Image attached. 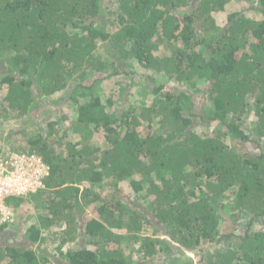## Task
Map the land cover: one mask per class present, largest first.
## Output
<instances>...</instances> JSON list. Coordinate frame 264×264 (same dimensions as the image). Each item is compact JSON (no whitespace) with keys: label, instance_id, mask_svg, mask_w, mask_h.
Masks as SVG:
<instances>
[{"label":"trees","instance_id":"16d2710c","mask_svg":"<svg viewBox=\"0 0 264 264\" xmlns=\"http://www.w3.org/2000/svg\"><path fill=\"white\" fill-rule=\"evenodd\" d=\"M57 94L64 115L0 127L2 154L48 168L42 188L3 199L19 224L9 237L0 221V264H264V0H0V125ZM125 181L126 199L89 195ZM78 230L90 249L40 251L41 233L64 244Z\"/></svg>","mask_w":264,"mask_h":264},{"label":"rangeland","instance_id":"374dc122","mask_svg":"<svg viewBox=\"0 0 264 264\" xmlns=\"http://www.w3.org/2000/svg\"><path fill=\"white\" fill-rule=\"evenodd\" d=\"M104 45L101 43H98L94 54L98 55L100 57L104 56ZM168 50V48L166 50H164L165 52ZM161 52L158 50V54H160ZM106 56V55H105ZM124 68H119L120 71H122ZM107 73L111 72V69L109 71H106ZM106 75V74H104ZM157 76V75H156ZM153 74H149V76L147 77L148 82H153L156 83L155 80L158 83H166V78L163 76H157L156 77ZM115 80H117V82H119V79L116 78ZM124 81V78H123ZM140 83V82H139ZM141 86L142 84L139 85V88L141 90ZM173 86V84H169L166 87L171 89ZM144 87V86H143ZM144 88H148V87H144ZM182 91L186 92L188 95H190L192 97V104L195 107V109H198L205 101V97H202L200 95V93H189L187 90H183ZM150 91V90H149ZM148 91V92H149ZM175 92V91H174ZM137 96V95H136ZM64 99V95H56L54 97V99H51L54 103L53 106H51V108L49 110H46V107L50 106L48 104L47 101H43L41 103V106L36 109L35 111H33L32 113H30L29 115L25 116L22 121H12L9 120L8 122H6L4 125L1 124L0 127L2 129H6L5 133L8 134L11 130H24L22 128V126L25 125H32L33 121H38L39 123H43L46 122L48 119H54L57 117H59L60 115H64L65 111H60L62 109L58 108L59 106H61V101ZM66 98V96H65ZM139 100H142L147 106L150 105V101H151V96L147 95V96H138ZM49 101V100H48ZM45 109V110H44ZM56 116V117H55ZM4 121V120H3ZM59 126H63L64 122L63 121H59ZM195 125L197 126V133L198 134H204V131L208 132V135H210L213 130H214V126L213 125H207V124H200L198 119H195ZM25 124V125H24ZM201 125V126H200ZM45 130V129H44ZM43 130V131H44ZM25 131V130H24ZM28 132H32V128H28V130H26ZM33 133V132H32ZM49 133V131H48ZM11 139H9L10 141ZM9 145L7 146L6 143L4 145H2L0 147V149L4 152H7L9 150ZM17 147V146H14ZM1 151V153H2ZM3 157H7L5 154H2L1 158L3 159ZM133 179L136 181L138 180L136 177L133 176ZM98 186L96 185L95 189H92V192L90 191L89 195H94V196H98L99 198H103L106 199V201L110 202H116L118 201V198H121V196L123 195L124 198L126 199L127 197H129V195H133V189L131 187V184L129 181H125V182H120L119 183V187L114 190L113 188L111 189H107L106 187L102 186L101 188H97ZM133 197V196H130ZM126 201V200H124ZM134 202V201H133ZM96 205H99V203H96ZM87 216H92L94 217L93 213H90L89 209H85ZM22 213L26 214V211H22ZM1 215L2 218H0V221L4 222L5 224H9L10 226V236L9 237H14L13 235H16L15 233H17L18 231V227L16 224H19V220L17 222L16 220V214L13 210L8 209V208H1ZM38 214L35 212H31L28 214V216H26L25 218H22V225H20V228L22 229V231H24L25 229L27 230L28 228H32L33 226H35L39 221L37 219ZM17 227V229H16ZM12 228V229H11ZM63 228H61L62 230ZM115 233H117L118 235L121 236H129V234H127L125 232V230H114ZM46 235V238H45ZM148 235H151V233H148ZM72 236H67L65 237V240L68 239L66 242H64V244L61 243L60 241V237L56 236L51 237L49 239L48 237V233L47 234H43L41 233V239L44 238V243L40 246V251L42 252H46L47 257L54 259V257L60 258L62 260L63 256H65L68 252L73 251L75 249V247H78L79 249H86L89 248L90 249V245L89 244V239L87 237L84 236V233L81 230H78L77 235L75 240H71ZM40 239V240H41ZM49 241H47V240ZM56 240V241H55ZM1 243H3L2 241H0ZM127 242L128 239L124 238L123 239V250L125 252V254H129L131 252L136 253V244L135 243H131L128 244ZM39 243V242H38ZM59 248V249H58ZM216 250V249H215ZM218 250V249H217ZM62 254V255H61ZM135 260L137 259V257H134ZM173 257H169V256H164L162 254L154 256L150 259H147L145 264H195V259L193 260V258L191 257V255L189 253H184L182 252L179 256L178 259L174 260ZM142 264V263H141Z\"/></svg>","mask_w":264,"mask_h":264},{"label":"built area","instance_id":"2783aa9c","mask_svg":"<svg viewBox=\"0 0 264 264\" xmlns=\"http://www.w3.org/2000/svg\"><path fill=\"white\" fill-rule=\"evenodd\" d=\"M0 154V211L3 199L9 195L34 192L43 187L48 168L37 156L11 154L1 158Z\"/></svg>","mask_w":264,"mask_h":264},{"label":"clouds","instance_id":"9594fccd","mask_svg":"<svg viewBox=\"0 0 264 264\" xmlns=\"http://www.w3.org/2000/svg\"><path fill=\"white\" fill-rule=\"evenodd\" d=\"M0 154L2 155V153L0 152ZM3 208H6V207H4V205H3Z\"/></svg>","mask_w":264,"mask_h":264}]
</instances>
